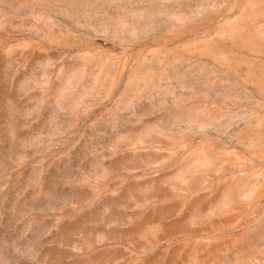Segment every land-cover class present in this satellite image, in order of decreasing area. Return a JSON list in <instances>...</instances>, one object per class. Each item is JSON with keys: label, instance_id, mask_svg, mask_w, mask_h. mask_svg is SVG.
Wrapping results in <instances>:
<instances>
[{"label": "rangeland", "instance_id": "1", "mask_svg": "<svg viewBox=\"0 0 264 264\" xmlns=\"http://www.w3.org/2000/svg\"><path fill=\"white\" fill-rule=\"evenodd\" d=\"M0 264H264V0H0Z\"/></svg>", "mask_w": 264, "mask_h": 264}]
</instances>
